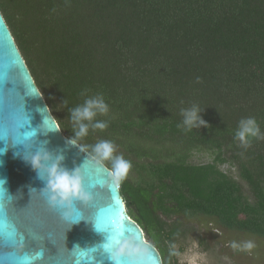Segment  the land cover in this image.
<instances>
[{
  "label": "trees",
  "instance_id": "16d2710c",
  "mask_svg": "<svg viewBox=\"0 0 264 264\" xmlns=\"http://www.w3.org/2000/svg\"><path fill=\"white\" fill-rule=\"evenodd\" d=\"M0 10L63 134L91 155L111 141L131 162L121 194L164 264H180L170 246L186 250L185 219L264 238V136L246 149L234 138L249 117L264 133V0H0ZM96 94L109 112L92 123L108 126L77 138L71 111ZM193 105L205 125L178 127ZM197 153L211 161L192 163Z\"/></svg>",
  "mask_w": 264,
  "mask_h": 264
},
{
  "label": "water",
  "instance_id": "95a60500",
  "mask_svg": "<svg viewBox=\"0 0 264 264\" xmlns=\"http://www.w3.org/2000/svg\"><path fill=\"white\" fill-rule=\"evenodd\" d=\"M35 135L23 141L24 136ZM15 137V139H13ZM44 148L63 156L62 167L81 169L93 192L92 204L77 202L79 222L66 224L42 192L45 181L25 162V154ZM0 264H111L105 251L112 235L132 234L150 247L152 264H164L158 249L134 221L120 184L109 186V168L67 138L45 98L0 10ZM19 230L24 243L6 241ZM39 259H32L37 254ZM28 259H23L25 255Z\"/></svg>",
  "mask_w": 264,
  "mask_h": 264
},
{
  "label": "clouds",
  "instance_id": "9594fccd",
  "mask_svg": "<svg viewBox=\"0 0 264 264\" xmlns=\"http://www.w3.org/2000/svg\"><path fill=\"white\" fill-rule=\"evenodd\" d=\"M109 112V106L105 102L103 95L96 94L84 101L82 106H78L71 111V120L77 125L75 136L83 138L88 134L89 124L94 129L103 130L107 128V123L96 121L92 123L98 115H106ZM201 109L198 105L190 108L181 109L183 117L182 124L185 130L191 131L205 125L201 117ZM87 122V123H85ZM31 136H24L23 141L31 140ZM264 133L261 132L258 122L255 118H244L239 121L238 128L235 132V140L243 148L250 146L252 139L262 138ZM73 145L77 144V139L71 140ZM5 150L0 149V152ZM115 145L111 141L101 140L94 145L93 160L97 165L106 166L110 164L109 169V186L119 185L124 181L130 170L131 162L126 160L122 155H116ZM24 160L38 174L39 178L45 181V188L42 196L46 199L48 205L59 210L62 219L66 224L79 222L82 218L77 211L76 203L80 202L84 206L92 204L94 200L93 192L85 185V178L81 169L68 170L62 167L63 156L53 157L52 153L44 148H39L35 153L25 154ZM4 181L0 180V185ZM105 251L109 255L111 264H152V253L150 247L136 238L132 234L125 235L121 232L112 235L106 244ZM173 254H178L174 250L176 245L172 244ZM234 250L251 251L255 245L252 241H246L243 244L236 242L231 243ZM41 254H37L39 259Z\"/></svg>",
  "mask_w": 264,
  "mask_h": 264
},
{
  "label": "rangeland",
  "instance_id": "374dc122",
  "mask_svg": "<svg viewBox=\"0 0 264 264\" xmlns=\"http://www.w3.org/2000/svg\"><path fill=\"white\" fill-rule=\"evenodd\" d=\"M211 161L207 154L197 153L191 158L194 164ZM229 165L222 167L224 171ZM184 223L191 229L186 241L187 248L183 253L176 249V259L180 264H264V238L222 227L213 218L185 219ZM201 240L205 241L208 250H204ZM252 241L255 247L251 251L234 250L232 242L243 244ZM167 264V262H166Z\"/></svg>",
  "mask_w": 264,
  "mask_h": 264
},
{
  "label": "snow or ice",
  "instance_id": "6c2138e0",
  "mask_svg": "<svg viewBox=\"0 0 264 264\" xmlns=\"http://www.w3.org/2000/svg\"><path fill=\"white\" fill-rule=\"evenodd\" d=\"M13 139H15V137H13ZM24 235L25 234H21L19 232V230H16L13 235H12V238L7 240L6 242L9 244V245H12V246H15L16 244H23L24 243ZM29 257L27 256V254L25 255V257H23V259H28ZM32 259H37V256L36 257H32Z\"/></svg>",
  "mask_w": 264,
  "mask_h": 264
}]
</instances>
